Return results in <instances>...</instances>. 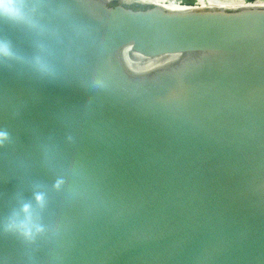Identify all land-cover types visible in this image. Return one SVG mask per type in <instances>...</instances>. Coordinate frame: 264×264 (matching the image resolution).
<instances>
[{
    "label": "water",
    "instance_id": "1",
    "mask_svg": "<svg viewBox=\"0 0 264 264\" xmlns=\"http://www.w3.org/2000/svg\"><path fill=\"white\" fill-rule=\"evenodd\" d=\"M0 0V264H264V6Z\"/></svg>",
    "mask_w": 264,
    "mask_h": 264
},
{
    "label": "bare ground",
    "instance_id": "2",
    "mask_svg": "<svg viewBox=\"0 0 264 264\" xmlns=\"http://www.w3.org/2000/svg\"><path fill=\"white\" fill-rule=\"evenodd\" d=\"M106 2L110 1V0H105ZM125 3L128 4H132L134 2L128 1V0H122ZM142 4V3H139ZM144 4V3H143ZM148 5H155V6H159L168 10H182V9H187L188 5H182L179 3H176L174 1H157V0H153L149 3H146ZM246 6H264V3L260 2V1H254L252 3H248L247 1L242 2L241 0H224V1H218L217 3H215L214 6L212 7H207V6H198L197 3V8H203V9H208V8H239V7H246Z\"/></svg>",
    "mask_w": 264,
    "mask_h": 264
},
{
    "label": "rangeland",
    "instance_id": "3",
    "mask_svg": "<svg viewBox=\"0 0 264 264\" xmlns=\"http://www.w3.org/2000/svg\"><path fill=\"white\" fill-rule=\"evenodd\" d=\"M128 1H131V2H134V3H142V4L144 3V4H146V3H149V2H151L153 0H128ZM157 1H170V0H157ZM171 1L176 2L175 0H171ZM177 1H181L182 5H188V6L194 5V6H197L196 0H177ZM218 1H224V0H213L210 4H206V5H202V6L203 7L204 6L212 7ZM241 1L244 2L245 0H241ZM256 1H260V2L264 3V0H256ZM176 3H178V2H176ZM197 3H198V5H200V0H198Z\"/></svg>",
    "mask_w": 264,
    "mask_h": 264
},
{
    "label": "flooded vegetation",
    "instance_id": "4",
    "mask_svg": "<svg viewBox=\"0 0 264 264\" xmlns=\"http://www.w3.org/2000/svg\"><path fill=\"white\" fill-rule=\"evenodd\" d=\"M213 0H200V5L210 4Z\"/></svg>",
    "mask_w": 264,
    "mask_h": 264
},
{
    "label": "built area",
    "instance_id": "5",
    "mask_svg": "<svg viewBox=\"0 0 264 264\" xmlns=\"http://www.w3.org/2000/svg\"><path fill=\"white\" fill-rule=\"evenodd\" d=\"M176 2H178L179 4H182V2L181 1H177V0H175ZM197 1L198 0H196V4H197ZM245 1H247L248 3H252V2H254V1H256V0H245ZM194 6V5H193Z\"/></svg>",
    "mask_w": 264,
    "mask_h": 264
},
{
    "label": "trees",
    "instance_id": "6",
    "mask_svg": "<svg viewBox=\"0 0 264 264\" xmlns=\"http://www.w3.org/2000/svg\"><path fill=\"white\" fill-rule=\"evenodd\" d=\"M198 6H202V5H198Z\"/></svg>",
    "mask_w": 264,
    "mask_h": 264
}]
</instances>
